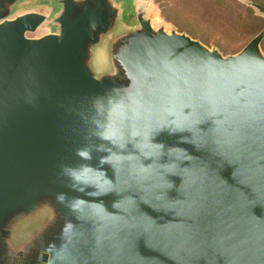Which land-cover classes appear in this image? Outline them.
Masks as SVG:
<instances>
[{
  "label": "water",
  "instance_id": "water-1",
  "mask_svg": "<svg viewBox=\"0 0 264 264\" xmlns=\"http://www.w3.org/2000/svg\"><path fill=\"white\" fill-rule=\"evenodd\" d=\"M37 1L0 0V264H264V29L224 56L148 0Z\"/></svg>",
  "mask_w": 264,
  "mask_h": 264
},
{
  "label": "rangeland",
  "instance_id": "rangeland-1",
  "mask_svg": "<svg viewBox=\"0 0 264 264\" xmlns=\"http://www.w3.org/2000/svg\"><path fill=\"white\" fill-rule=\"evenodd\" d=\"M123 1L134 12L139 0ZM30 10L50 17L56 11L49 0H38L21 13ZM147 13L157 26L165 24L168 31L188 34L224 56L240 52L264 27V17L242 0H148ZM55 30L48 22L28 37L40 38Z\"/></svg>",
  "mask_w": 264,
  "mask_h": 264
},
{
  "label": "trees",
  "instance_id": "trees-1",
  "mask_svg": "<svg viewBox=\"0 0 264 264\" xmlns=\"http://www.w3.org/2000/svg\"><path fill=\"white\" fill-rule=\"evenodd\" d=\"M253 1H256V2H258V3L262 4V5H264V0H253ZM263 29H264V27L260 29V32H261ZM260 32H259V33H260ZM257 34H258V33H257Z\"/></svg>",
  "mask_w": 264,
  "mask_h": 264
}]
</instances>
